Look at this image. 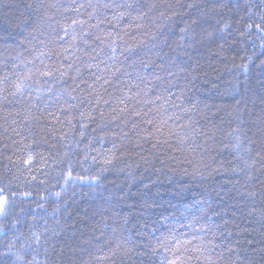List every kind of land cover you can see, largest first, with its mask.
Here are the masks:
<instances>
[{
	"label": "trees",
	"instance_id": "trees-1",
	"mask_svg": "<svg viewBox=\"0 0 264 264\" xmlns=\"http://www.w3.org/2000/svg\"><path fill=\"white\" fill-rule=\"evenodd\" d=\"M262 18L264 0H0V77L67 73L0 103V253L163 264L179 241L185 264H264Z\"/></svg>",
	"mask_w": 264,
	"mask_h": 264
},
{
	"label": "snow or ice",
	"instance_id": "snow-or-ice-1",
	"mask_svg": "<svg viewBox=\"0 0 264 264\" xmlns=\"http://www.w3.org/2000/svg\"><path fill=\"white\" fill-rule=\"evenodd\" d=\"M211 2L218 3L219 0H211ZM80 7H83V5H80ZM105 7H107V5H105ZM113 7H115V8L126 7L128 9H131L133 7V5H131V4L123 5V4L114 3ZM188 7H192V5H188ZM91 15L92 14H89L90 18H91ZM124 15H125L124 12L118 13L117 19L123 18ZM161 15H163V13H161ZM262 19H264V18H262ZM83 23H84L83 21L72 20L71 25H69V27H72V26L77 25V24L82 25ZM248 27H249V29H251L252 25L249 24ZM255 27L261 31H264V29L261 28L260 24H256ZM63 31H64L65 36L69 35L68 28H64ZM61 39H63V37H61ZM97 39H99V37H97ZM71 41L73 44H75V42L77 41V34H76L74 28H73L72 35H71ZM65 51H67V49H65ZM24 63H25V67H27V62H24ZM14 67H17V66L14 65ZM68 67L71 68L72 65L69 64ZM243 67L245 68V71H246L247 66L245 65ZM55 73H59V75L61 77L67 74L66 72L61 71L60 69L47 70V66H45V70H43V71L39 68H36L35 72H33V70L31 68H28V70L25 72H21V73L14 72V73H12V76L15 77L14 80L11 79L10 76L6 73L4 76L0 77V103L6 102L8 100L9 96L23 97L25 90L31 88V84H29L28 81L34 80V79L39 78V77H47V78L51 79L54 77ZM105 82H107V81H105ZM45 83H47V81H45ZM49 91H51L50 87H49ZM73 99H74V97H73ZM122 103H123V101H122ZM239 104H240V101H237L236 106H235L237 109L239 107ZM81 115H83V113H81ZM135 115L139 116L140 113L137 112V113H135ZM148 123H151V121H148ZM261 124L264 125V116L261 117ZM261 132L264 133V128H261ZM149 135H150V133H149ZM261 139L264 140V135L261 136ZM31 159H32V157L29 155L28 160L25 161V163H30ZM67 177L72 178L71 165L69 166V171L67 173ZM75 179H79V180L83 181L85 178L84 177H76ZM92 179L96 180L98 178L92 177ZM66 182H67V180H66ZM22 195L27 197L30 194L29 193H23ZM59 195H60V193H56L57 197H59ZM12 198H15L14 193L12 194ZM9 207H10L9 195L6 193L4 188H0V221H2L4 218L7 217ZM2 228H3V225L0 224V230H2ZM32 239H34L37 243H39L40 234L33 232L32 233ZM186 243L190 244L191 241H188ZM249 243H252V241H249ZM30 246L31 245H28V247H30ZM161 246L165 247L166 251H171L172 257H173L171 259H165L163 264H185V259H187V260L193 259V257L191 255L185 256V253L188 252L187 248H184V251L180 252V248L182 247V245L180 244L179 241H177L176 247L172 248V249H169L168 246L166 244H164L163 242H161ZM14 247H15L14 244L9 243L8 252L0 253V264H7L6 257L10 253L16 257V259L14 261H12L11 264H20V262L22 260L20 252L23 250L24 245L22 244L21 248L19 250H17L15 253H12L11 250ZM117 247H120V245H117ZM192 251L202 254L204 249L201 246H196L192 249ZM196 259H199V256H197Z\"/></svg>",
	"mask_w": 264,
	"mask_h": 264
}]
</instances>
